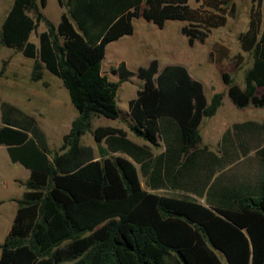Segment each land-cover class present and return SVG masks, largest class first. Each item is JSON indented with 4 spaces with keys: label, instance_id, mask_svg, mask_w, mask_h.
Listing matches in <instances>:
<instances>
[{
    "label": "trees",
    "instance_id": "obj_1",
    "mask_svg": "<svg viewBox=\"0 0 264 264\" xmlns=\"http://www.w3.org/2000/svg\"><path fill=\"white\" fill-rule=\"evenodd\" d=\"M63 11L46 27L41 54L59 78L77 115L50 152L35 121L13 106H0V145L11 163L29 171L7 234L0 243V264H264V173L255 185L218 187L214 173L244 156L264 124H232L222 135V157L199 148L198 127L220 103L207 102L201 84L178 66L157 69L151 60L135 72L124 62L116 82L102 74L105 47L133 32L141 18L157 28L182 22L188 43L202 42L222 26L229 0H55ZM46 0H38L40 8ZM36 0H13L2 30L10 31L24 11L38 19ZM250 12L247 28L237 37L251 53L242 87L222 74L227 97L236 108L264 107V9L260 21ZM0 46L17 48L3 37ZM34 60L30 80L41 78ZM1 72V71H0ZM135 76L141 87L127 102L130 132L137 145L118 128L91 127L92 117H118L115 94L120 83ZM91 132L97 156L81 137ZM163 146L153 156L150 147ZM233 146V148H232ZM264 165V143L257 147ZM124 155V156H123ZM226 158V162L225 159ZM138 166V169L136 168ZM172 189L194 196H168L144 191ZM204 194V195H203ZM204 197V204L197 198ZM220 256V257H219Z\"/></svg>",
    "mask_w": 264,
    "mask_h": 264
},
{
    "label": "rangeland",
    "instance_id": "obj_2",
    "mask_svg": "<svg viewBox=\"0 0 264 264\" xmlns=\"http://www.w3.org/2000/svg\"><path fill=\"white\" fill-rule=\"evenodd\" d=\"M233 10L227 12L222 26L212 29L204 41L188 43L181 33L182 22L167 21L162 28H157L141 18L132 21L133 32L109 43L105 47L101 61V71L110 82H116L117 66L124 62L126 68L135 72L139 67H146L151 60L157 62V69L165 66H178L187 71L189 76L198 81L204 96L209 102L213 95L220 96V103L215 113L204 118L198 132L201 137L199 147L218 152L222 135L232 124L252 121L264 124V107L246 106L236 108L227 97V85L222 74H226L232 83L243 85V75L251 64V53L241 50L238 35L247 28L250 12H256L260 21L264 9V0H229ZM13 0H0V38L12 41L17 48L0 46V106H13L25 115L34 119L36 127L47 136L50 152L58 150L69 122L77 115L76 107L70 99L61 81L53 73L46 61H43L42 39L46 35L44 20L54 26L59 14L63 11L55 0H46L45 6L38 12V19L32 9L23 12L20 20L7 32L2 30V22L10 9ZM191 9L201 7L200 2L188 0ZM34 60L41 67V78L30 80V71ZM141 87V81L135 76L119 84L115 94L118 117L114 120L92 117L91 127L114 126L121 128L130 137L136 138L129 130L131 118L127 102L135 97ZM264 91L259 88L257 93ZM0 122V128H4ZM264 143V134L256 135L249 141V151L244 156L233 153V161L217 175L219 184L236 187L239 184L252 185L258 176L264 173L256 149ZM81 145L91 146L97 156L96 143L91 132L85 133ZM28 171L18 163H10L4 146L0 145V243L7 234L16 208L15 200L21 197L22 179ZM143 185V178L139 176ZM222 263L224 261L222 260Z\"/></svg>",
    "mask_w": 264,
    "mask_h": 264
},
{
    "label": "crops",
    "instance_id": "obj_3",
    "mask_svg": "<svg viewBox=\"0 0 264 264\" xmlns=\"http://www.w3.org/2000/svg\"><path fill=\"white\" fill-rule=\"evenodd\" d=\"M60 15V14H59ZM59 20V19H58ZM58 23V22H57ZM56 23V24H57ZM28 116V115H27ZM30 117V116H29ZM31 118V117H30ZM33 119V118H32ZM34 120V119H33ZM71 122V121H70ZM69 122V123H70ZM107 126V125H106ZM108 127H112V128H117V127H114V126H108ZM68 128H69V126H68ZM118 129H121V128H118ZM122 130V129H121ZM67 131H68V129H67ZM67 131H66V133H67ZM124 133H125V136H126V138L128 139V140H130L131 142H133V143H135V144H137V145H145L146 143L145 142H143V141H137L135 138H132V137H130L128 134H126V132L124 131V130H122ZM65 133V134H66ZM64 134V135H65ZM43 135H44V137H45V139H46V143H47V146H48V149H50L49 148V144H48V139H47V136L43 133ZM62 137V136H61ZM82 138V137H81ZM61 140V139H60ZM80 141H81V139H80ZM84 146H86V145H84ZM221 144H219V146H218V152H213V151H211V150H209V149H207L206 147H204V146H202V147H199V148H206V150L207 151H209V152H211L212 154H214L216 157H222V158H224V155H222V151H221ZM89 147H91V146H89ZM232 148H233V146H232ZM92 149V148H91ZM150 149H151V152H152V154H153V156H155V155H157L158 153H160V152H162V150H163V146H162V144H161V142H159L158 143V147L157 148H152V147H150ZM92 151H93V149H92ZM93 155H94V153H93ZM124 156V155H123ZM94 157H96L95 155H94ZM225 160V162H226V158L224 159ZM11 163V162H10ZM228 164H230V163H226V166L228 165ZM20 165V164H19ZM24 168V167H23ZM136 168L138 169V166L136 165ZM25 169V168H24ZM27 170V169H26ZM222 170V169H221ZM220 170V171H221ZM28 171V170H27ZM220 171H218V172H216V173H214V177H216L217 175H218V173L220 172ZM28 174H29V171H28ZM28 174L26 175V177L24 178V179H22V181H25L26 179H27V177H28ZM263 175V173L262 174H260L259 176H258V178L256 179V181L254 182V184H252V186L253 185H255L259 180H260V178H261V176ZM139 176H140V174L138 173V178H139ZM141 177V176H140ZM142 178V177H141ZM139 182H140V180H139ZM218 183V187H224V186H226V185H222V184H219V182H217ZM239 185H245V183L244 184H239ZM249 185V184H248ZM140 186H141V188L144 190V191H146V192H148V193H155V194H160V195H168V196H179V195H188V196H194L192 193H190V192H188V191H182V190H172V189H168V188H165V189H157V190H151V189H149V188H144L143 187V185L140 183ZM23 192V191H22ZM204 195V194H203ZM17 200V199H16ZM15 200V201H16ZM197 200L200 202V203H202V204H204V197H200V198H197ZM16 204V203H15ZM15 210H16V208H15ZM14 213H15V211H14ZM220 257V256H219ZM220 259V261H221V263H222V258L220 257L219 258ZM223 264V263H222Z\"/></svg>",
    "mask_w": 264,
    "mask_h": 264
}]
</instances>
